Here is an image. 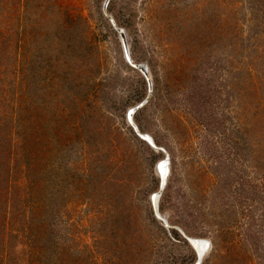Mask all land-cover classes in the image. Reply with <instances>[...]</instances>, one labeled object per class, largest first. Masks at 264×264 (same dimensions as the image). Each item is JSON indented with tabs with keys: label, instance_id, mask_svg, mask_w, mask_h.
Instances as JSON below:
<instances>
[{
	"label": "rangeland",
	"instance_id": "374dc122",
	"mask_svg": "<svg viewBox=\"0 0 264 264\" xmlns=\"http://www.w3.org/2000/svg\"><path fill=\"white\" fill-rule=\"evenodd\" d=\"M227 1L108 10L155 82L135 121L171 157L161 211L204 264H264V0ZM104 2L0 0V264L197 259L154 216L164 153L127 121L147 83Z\"/></svg>",
	"mask_w": 264,
	"mask_h": 264
},
{
	"label": "water",
	"instance_id": "95a60500",
	"mask_svg": "<svg viewBox=\"0 0 264 264\" xmlns=\"http://www.w3.org/2000/svg\"><path fill=\"white\" fill-rule=\"evenodd\" d=\"M110 2L111 0H105L103 5V13L109 19L113 28L118 33L122 45L124 59L128 65L138 70L143 75L147 83V94L145 98L138 104L128 109L127 121L129 125L134 129L135 133L142 140L147 142L153 150H155L156 152L162 151L164 153V157L156 163L154 169L155 175L159 179L158 190L150 195V201L152 204L154 216L165 229H175L182 235L183 238L187 240V242L191 245L197 255V259L193 264H204L212 250V241L208 238L193 237L188 235L181 227L172 225L169 222L168 212L161 211V200L168 186L172 172L171 157L163 147H160L156 144L153 136L149 133L143 132L135 121V114L137 113V111L148 105L153 99L155 95V82L149 64L147 62H137L134 59L132 55V45L129 33L124 27L118 25L115 17L109 12L108 8Z\"/></svg>",
	"mask_w": 264,
	"mask_h": 264
},
{
	"label": "trees",
	"instance_id": "16d2710c",
	"mask_svg": "<svg viewBox=\"0 0 264 264\" xmlns=\"http://www.w3.org/2000/svg\"><path fill=\"white\" fill-rule=\"evenodd\" d=\"M227 0H217V7H220V2H223V4H225V2H226ZM228 2V1H227ZM235 3V2H234ZM228 4H229V2H228ZM69 97H70V95H68ZM71 96L72 97H75V92L73 91V93L71 94ZM109 114V116H111V112L110 113H108ZM113 114V113H112ZM96 123L98 124V122L96 121ZM99 125V124H98ZM8 166V165H7ZM8 168L9 167H7V170H8ZM7 172H9V171H7ZM17 181V180H16Z\"/></svg>",
	"mask_w": 264,
	"mask_h": 264
}]
</instances>
